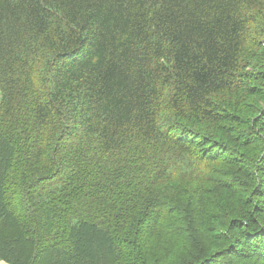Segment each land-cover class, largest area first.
<instances>
[{"label": "trees", "instance_id": "1", "mask_svg": "<svg viewBox=\"0 0 264 264\" xmlns=\"http://www.w3.org/2000/svg\"><path fill=\"white\" fill-rule=\"evenodd\" d=\"M264 264V0H0V264Z\"/></svg>", "mask_w": 264, "mask_h": 264}, {"label": "rangeland", "instance_id": "2", "mask_svg": "<svg viewBox=\"0 0 264 264\" xmlns=\"http://www.w3.org/2000/svg\"><path fill=\"white\" fill-rule=\"evenodd\" d=\"M1 264H4V263H1Z\"/></svg>", "mask_w": 264, "mask_h": 264}]
</instances>
